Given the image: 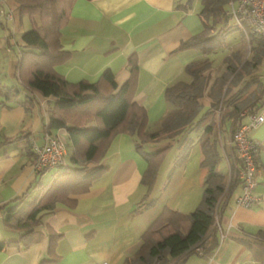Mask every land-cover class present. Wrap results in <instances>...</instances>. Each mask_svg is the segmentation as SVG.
Here are the masks:
<instances>
[{
	"label": "crops",
	"instance_id": "0c3cea01",
	"mask_svg": "<svg viewBox=\"0 0 264 264\" xmlns=\"http://www.w3.org/2000/svg\"><path fill=\"white\" fill-rule=\"evenodd\" d=\"M7 3L12 12V31L18 30L22 18L16 4ZM201 7V0H75L60 36L62 49L70 56L55 66L66 80L93 82L109 68L120 86L129 77L127 59L135 53L138 71L133 100L145 108L149 132L158 130L171 110L165 88L176 81L192 80L186 65L208 63L201 71L206 78L204 96L199 99L196 122L189 131L171 140L163 138L143 145L146 151L175 145L172 161L164 164V155L158 169L157 183L150 194L152 204H139L145 192L141 177L147 162L134 148L135 137L118 132L99 159L106 170L92 181L89 190L70 196L73 201L57 202L53 210L43 211L41 223L31 233L0 251V264H124L163 206L188 213L200 203L208 172L201 164L202 141L206 138L217 152L216 170L224 174L229 187L219 200L225 236L209 258L194 254L184 263L264 264V173L257 176L253 189L259 198L256 204L250 208L237 205L241 188L231 140L232 127L248 122L243 111L254 102H264V45L250 41L234 27L225 40L232 32H237L236 39L225 41L218 63L210 58L221 49L210 53L176 50L181 41L202 30L198 15ZM0 17L8 21L4 13L0 12ZM12 31L0 37L4 76L0 85L4 87H20V43L12 39ZM26 98L32 100L28 108L14 101L0 102V239L6 241L18 240L20 232L5 223V210L21 200L33 199L39 186L47 183L56 170L34 172V145L41 146L47 133L59 135L66 145L65 164L73 149L66 128L45 130L54 98L22 87L18 99ZM249 135L259 142L256 158L264 165V122L252 127ZM180 153L184 159L177 163ZM221 161L223 171L218 168ZM50 230L59 234L52 247Z\"/></svg>",
	"mask_w": 264,
	"mask_h": 264
},
{
	"label": "trees",
	"instance_id": "16d2710c",
	"mask_svg": "<svg viewBox=\"0 0 264 264\" xmlns=\"http://www.w3.org/2000/svg\"><path fill=\"white\" fill-rule=\"evenodd\" d=\"M12 1L16 4L20 18L27 16L30 28L20 35L17 59L20 87L0 85V93L4 98L0 102L14 101L25 108L30 107V98L18 99L22 87L31 93L54 98L45 130L49 132L66 128L68 142L73 149L69 155V163L56 167L47 183L39 186L33 199L21 200L5 210V223L17 229L20 238L16 241L0 239V251L11 244H18L31 233L41 223L40 214L43 211L53 210L57 202L73 201L70 196L89 190L92 181L106 170L99 159L118 132L135 137L134 148L147 162L141 177L145 192L139 204H152L154 200L150 198V194L156 186L158 169L171 144L154 151L144 150L143 145L163 138L174 139L195 125L200 107L199 99L204 96L206 85V78L201 75V71L208 67L207 62H202L200 67L190 63L186 65L185 71L191 75L192 80L176 81L165 88L164 95L171 110L161 127L149 132L146 129V110L133 100L138 71L135 53L127 59L129 77L120 86L109 68L104 69L93 82L86 79L70 82L57 72L55 66L65 63L70 56L69 51L62 49L60 36L75 0ZM229 1L201 0L202 7L198 15L202 21V30L181 41L176 50L199 49L210 53L223 47L225 35L234 27L238 29L234 20L233 24L228 21L231 17L228 12ZM247 37L250 41L258 40L260 45H264V39L255 34L249 33ZM218 102L216 99V104ZM260 104L254 102L248 109L254 112ZM239 125L240 123L234 125L232 132ZM186 140L187 137H184V142ZM183 157L184 154L180 153L177 163L183 161ZM218 161L216 150L206 138L202 141L201 164L207 167L208 172L200 203L188 213L163 206L141 234L138 247L125 259L124 264H169L171 261L183 264L192 254L206 259L211 256L221 235L225 236L220 224L219 200L229 189L225 185L224 174L216 170ZM48 236L52 247L59 234L50 230Z\"/></svg>",
	"mask_w": 264,
	"mask_h": 264
},
{
	"label": "built area",
	"instance_id": "2783aa9c",
	"mask_svg": "<svg viewBox=\"0 0 264 264\" xmlns=\"http://www.w3.org/2000/svg\"><path fill=\"white\" fill-rule=\"evenodd\" d=\"M4 3L5 0H0V8ZM0 12L4 13L7 20L12 19L11 11L0 9ZM228 12L244 35L252 33L264 39V0H230ZM242 114L247 116L248 122L241 123L231 133L241 188L236 203L244 208H250L259 200L253 189L257 183V176L264 173V165L256 158L260 144L250 137L249 130L264 122V102L259 105V111L251 112L246 109ZM33 148L35 157L32 168L36 174L65 164L66 145L59 135L47 133L43 144L34 145Z\"/></svg>",
	"mask_w": 264,
	"mask_h": 264
},
{
	"label": "rangeland",
	"instance_id": "374dc122",
	"mask_svg": "<svg viewBox=\"0 0 264 264\" xmlns=\"http://www.w3.org/2000/svg\"><path fill=\"white\" fill-rule=\"evenodd\" d=\"M7 1L8 0H6V2H5V4L3 5V7L5 8V10H7L8 11V3H7ZM9 1H12V0H9ZM229 1V0H228ZM13 2V1H12ZM226 6V8L228 7L227 6V4L225 5ZM0 20H1V22H2V24H0V37L1 36H3L4 34H5V32L6 33H8V30H11L12 31V21L11 20H8V21H5L4 19H1V17H0ZM228 21H229V23L230 24H233V19L230 17V18H228ZM30 28V22H29V19L27 18V16H24L23 18H22V23L19 25V27H18V30L16 29L15 31H12V33H13V37H12V39L13 40H15V41H17L18 42V44L19 43H21V39H20V35H21V33H22V31H24V30H27V29H29ZM234 29V28H233ZM232 29V30H233ZM236 33L237 32H232V33H230V34H228L227 36H228V39H227V36H226V43L228 42V43H230L231 41L233 42V41H235V39H236ZM14 48L16 47V45L14 44V46H13ZM221 49V48H220ZM1 50H2V47H1V42H0V55H1ZM223 51H224V48L223 49H221V51L220 52H216V54H214V56L212 57V58H210L211 60H213V63L214 62H216V63H218L219 62V58L221 57V55L223 54ZM1 69H2V64L0 65V77H1ZM212 73L213 74H216V71L214 70V71H212ZM1 81L3 82L4 81V76H2L1 77ZM174 150H175V145L173 146H171V148H169L168 150H167V152L165 153V158H164V164H166V163H168V161H172L171 159H172V157H173V153H174ZM163 164V165H164ZM218 168L220 169V170H224V163L221 161L220 162V164H219V166H218ZM55 169H53V171H54ZM154 206V205H153ZM194 254H192V255H190L189 257H192ZM188 260V259H187ZM186 260V261H187ZM184 264H186V262L184 263Z\"/></svg>",
	"mask_w": 264,
	"mask_h": 264
}]
</instances>
